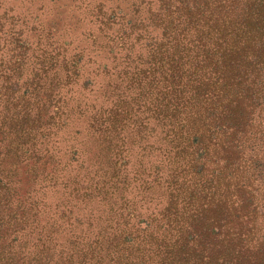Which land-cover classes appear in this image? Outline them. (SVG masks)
Wrapping results in <instances>:
<instances>
[{
  "label": "trees",
  "instance_id": "1",
  "mask_svg": "<svg viewBox=\"0 0 264 264\" xmlns=\"http://www.w3.org/2000/svg\"><path fill=\"white\" fill-rule=\"evenodd\" d=\"M25 10L0 0V264H264V0Z\"/></svg>",
  "mask_w": 264,
  "mask_h": 264
},
{
  "label": "rangeland",
  "instance_id": "2",
  "mask_svg": "<svg viewBox=\"0 0 264 264\" xmlns=\"http://www.w3.org/2000/svg\"><path fill=\"white\" fill-rule=\"evenodd\" d=\"M13 6L15 12H23V14L26 12L27 8V14L30 12V10L36 6L42 5V0H7V6ZM17 10V11H16ZM14 12L10 13V16L13 15ZM22 14V13H21Z\"/></svg>",
  "mask_w": 264,
  "mask_h": 264
}]
</instances>
